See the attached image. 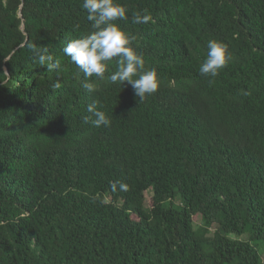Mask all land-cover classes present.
I'll use <instances>...</instances> for the list:
<instances>
[{"label": "trees", "instance_id": "16d2710c", "mask_svg": "<svg viewBox=\"0 0 264 264\" xmlns=\"http://www.w3.org/2000/svg\"><path fill=\"white\" fill-rule=\"evenodd\" d=\"M117 2L158 74L143 101L109 80L116 58L100 79L64 55L93 30L82 0H0V264H264V0ZM211 39L230 56L214 77ZM91 103L109 127L84 123Z\"/></svg>", "mask_w": 264, "mask_h": 264}, {"label": "clouds", "instance_id": "9594fccd", "mask_svg": "<svg viewBox=\"0 0 264 264\" xmlns=\"http://www.w3.org/2000/svg\"><path fill=\"white\" fill-rule=\"evenodd\" d=\"M82 8L87 12V20L91 22L92 31L84 36L73 38L63 46L65 56L84 74L86 78L103 79L108 68V62L117 60V69L111 73V83L124 85L128 82L139 101L154 94L159 85L155 68L145 69V60L132 46L134 36H130L116 21L128 20V9L117 0H82ZM151 15L145 10L132 16L134 24H147ZM29 49L33 59L41 66L49 69L58 67L46 46L30 44ZM230 56L227 46L220 41L211 39L207 42V55L199 67L202 76H216L226 66ZM57 82L54 87L59 89ZM91 91V89H89ZM90 115L83 118L84 123H91L94 127H109L110 118L104 111L98 110L96 103L87 106ZM94 117V119H93ZM119 185L126 190L127 185L122 181L113 183V189Z\"/></svg>", "mask_w": 264, "mask_h": 264}, {"label": "rangeland", "instance_id": "374dc122", "mask_svg": "<svg viewBox=\"0 0 264 264\" xmlns=\"http://www.w3.org/2000/svg\"><path fill=\"white\" fill-rule=\"evenodd\" d=\"M147 199H149V195L147 194ZM194 221H195V224H198L199 221H200V217L199 216H195L194 217Z\"/></svg>", "mask_w": 264, "mask_h": 264}]
</instances>
